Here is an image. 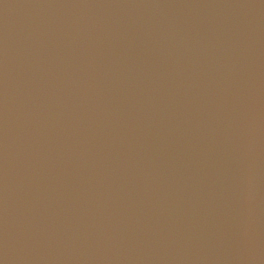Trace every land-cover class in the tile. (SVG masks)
I'll return each mask as SVG.
<instances>
[{
	"label": "water",
	"instance_id": "obj_1",
	"mask_svg": "<svg viewBox=\"0 0 264 264\" xmlns=\"http://www.w3.org/2000/svg\"><path fill=\"white\" fill-rule=\"evenodd\" d=\"M0 264H264V0H0Z\"/></svg>",
	"mask_w": 264,
	"mask_h": 264
}]
</instances>
